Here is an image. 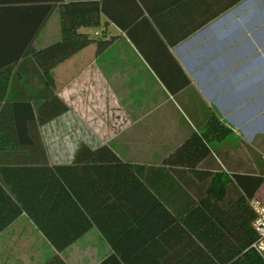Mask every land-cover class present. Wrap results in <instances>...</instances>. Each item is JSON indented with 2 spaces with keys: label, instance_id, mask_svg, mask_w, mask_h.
<instances>
[{
  "label": "crops",
  "instance_id": "1",
  "mask_svg": "<svg viewBox=\"0 0 264 264\" xmlns=\"http://www.w3.org/2000/svg\"><path fill=\"white\" fill-rule=\"evenodd\" d=\"M52 1L0 0V62L13 59L14 45L31 42L39 49L59 40L58 5ZM103 1L98 24L81 28L92 43L52 70L54 92L68 110L43 124L45 134L43 125L39 127L49 164L71 163L80 143L93 148L106 144L124 167L144 172L147 182L153 184L148 174L168 171L172 177L159 176L157 187L165 189L172 179L173 187L193 194L206 188L216 171L225 177L247 166L254 170L251 149L256 151V133L248 136L243 123L235 124L231 112L225 113L206 92L218 77L256 53V30L261 27L248 26L246 19L256 3L244 7L251 0ZM45 4H51L46 16ZM38 74L28 57H19L10 69L0 64V88L35 94L42 85ZM211 120L230 132L215 137ZM194 134L202 136L194 141L209 149L202 160L193 169L164 165L163 159ZM13 149L0 148L1 186L34 188L35 166L18 163L15 152L21 149ZM174 193L173 199H166L168 194L157 199L162 211L153 212L155 217H169L164 209L181 214L186 199H176ZM254 196L264 203V181ZM160 229L163 226L157 225V241L164 234ZM149 234L147 227L141 230L146 247L153 243ZM55 253L67 264H98L114 249L93 223L57 252L25 212L0 232V264H42Z\"/></svg>",
  "mask_w": 264,
  "mask_h": 264
},
{
  "label": "trees",
  "instance_id": "2",
  "mask_svg": "<svg viewBox=\"0 0 264 264\" xmlns=\"http://www.w3.org/2000/svg\"><path fill=\"white\" fill-rule=\"evenodd\" d=\"M52 2L58 5L59 40L39 49L31 42L14 45L13 59L0 62L10 69L19 57H28L42 84L31 95L22 90L7 93L5 85L0 88V148L21 149L15 152L17 162L33 164L38 180L28 189L0 184V232L25 212L57 252L97 224L114 249L98 264H263L248 248L255 238L250 200L264 181V157L257 150L251 149L254 170L247 166L244 172L229 171L225 177L216 171L206 188L194 194L173 187L172 179L165 189L157 187L159 176L172 177L168 171L148 174L153 184L147 182L144 172L124 167L106 144L93 148L80 143L71 163L49 164L39 127L68 110L54 92L52 70L92 43L81 28L98 24L104 8L103 0ZM45 5L46 16L51 4ZM210 125L218 134L230 132L218 120ZM196 137L202 136L192 135L163 164L193 169L209 152L206 143L194 141ZM174 192L176 199H186L181 214L164 209L169 217H155L153 212L162 211L157 199L166 194V199H173ZM157 225L164 231L158 241ZM146 227L149 243L153 242L148 247L141 238ZM42 264L67 263L55 253Z\"/></svg>",
  "mask_w": 264,
  "mask_h": 264
},
{
  "label": "rangeland",
  "instance_id": "3",
  "mask_svg": "<svg viewBox=\"0 0 264 264\" xmlns=\"http://www.w3.org/2000/svg\"><path fill=\"white\" fill-rule=\"evenodd\" d=\"M262 1L251 0L244 5L247 7L250 3H256V10L249 18L246 16L248 26L261 27L256 30L258 34L256 53L248 54L239 68L218 77L216 84L206 92V96L222 106L225 113L231 112L229 115L235 124L243 123L248 136L256 133V150L264 156V8H262L264 4L262 6L258 4ZM247 43L245 40V44ZM44 125L41 128L43 134L46 133ZM214 136L222 135L214 132ZM229 143L235 145L236 141L229 137ZM35 247L41 249L40 244H36ZM88 247L92 248V245L89 244Z\"/></svg>",
  "mask_w": 264,
  "mask_h": 264
},
{
  "label": "built area",
  "instance_id": "4",
  "mask_svg": "<svg viewBox=\"0 0 264 264\" xmlns=\"http://www.w3.org/2000/svg\"><path fill=\"white\" fill-rule=\"evenodd\" d=\"M250 207L254 213L252 229L255 238L248 248L254 250L264 264V203L257 198H253L250 200Z\"/></svg>",
  "mask_w": 264,
  "mask_h": 264
}]
</instances>
